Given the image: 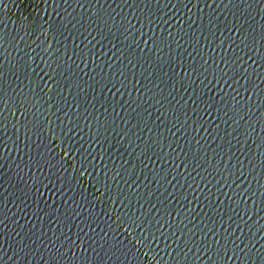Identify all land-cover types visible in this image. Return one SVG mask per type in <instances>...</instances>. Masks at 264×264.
Returning a JSON list of instances; mask_svg holds the SVG:
<instances>
[{"label": "water", "instance_id": "water-1", "mask_svg": "<svg viewBox=\"0 0 264 264\" xmlns=\"http://www.w3.org/2000/svg\"><path fill=\"white\" fill-rule=\"evenodd\" d=\"M0 264H264V0H0Z\"/></svg>", "mask_w": 264, "mask_h": 264}]
</instances>
